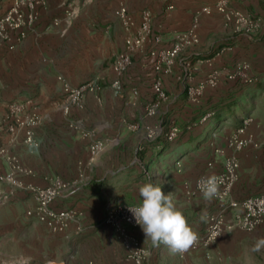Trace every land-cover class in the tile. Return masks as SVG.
I'll return each instance as SVG.
<instances>
[{
    "label": "crops",
    "instance_id": "obj_1",
    "mask_svg": "<svg viewBox=\"0 0 264 264\" xmlns=\"http://www.w3.org/2000/svg\"><path fill=\"white\" fill-rule=\"evenodd\" d=\"M75 1H72L74 5ZM96 1L92 0L93 3ZM215 1L138 0L135 4L138 10L134 9L132 0H117V4L123 3L135 18L139 17V11L144 7L150 10L153 29L165 43L162 45L168 46L178 32L191 26L196 10L203 5L212 6ZM10 2L0 1V16ZM64 2L66 0H45L44 7L39 10L37 22L40 26L35 30L45 28V31L54 34L56 28L52 26V20L57 10H64ZM228 3L238 8L257 7L264 15V0H228ZM117 4L110 6L112 10L117 8ZM100 6L105 7V2ZM196 32L198 43L184 49L181 56L192 55V59L212 57L224 41L235 42L229 49L250 55V45L243 44L239 40L241 37L225 26L221 14L213 8L210 14H200ZM107 34L103 37L107 38ZM36 36L35 33L29 34L13 48L0 42V118L7 116L11 102L29 100V108L34 110L38 119L35 127L38 144L35 148L23 143L24 130L19 131L13 141L6 127L0 132V143L9 142V151L19 158L24 167L32 170L31 174L17 173V185L0 181V261L3 264H134L111 226L105 223V218L108 210L117 204H138L142 199L139 186L148 182L159 185L165 195H170L193 231L202 234L207 215L220 210L221 206L214 198L206 201L200 192L186 195L183 183L192 182L199 176L213 175L222 169V155L214 152L216 146L210 150L212 160L207 161L205 171H201L202 159L188 160L195 146L194 141L203 138L207 126L216 121V113H220V107L228 99L221 98L218 90L229 88L232 91L231 83H221L205 90L200 103L216 93L209 104L215 114L206 125L183 130L173 141H167L162 136L147 139L146 129L149 126L158 125L167 129L177 124L185 127L202 115L187 100L182 84L172 82V77L167 75L163 80L166 100L155 116L145 113V105L154 98L151 61L143 55L147 50L136 54L133 61L136 80L122 81L118 92L112 89L111 80L97 82V88L85 93L82 107L72 108L66 114L61 105L57 106L62 94L53 68H44L40 59L31 58L28 65L26 59L25 66L18 59L20 55L37 53L36 49L30 48L33 44L37 45ZM226 51L213 56L214 68L228 66L233 55ZM207 68L202 65L199 72L203 74ZM131 87H134L135 94L129 92ZM236 97L234 94L227 101ZM257 109L256 106L254 112ZM255 120H260L258 115ZM74 121L79 122V129L72 128ZM260 122V125L250 127L259 142L264 139V126ZM82 132L88 135L83 136ZM196 136L195 140L191 138ZM91 137L102 139L105 143L93 160L89 159L88 153ZM203 144L200 142L199 148ZM236 155L239 161L238 179L230 197L239 200L251 194H264V148L248 145ZM179 163L180 167L177 166ZM8 170L7 162L0 159V175ZM55 177L71 185L52 202V206L56 209L72 208L79 213L62 232L50 231L25 213L34 206L31 187L46 186ZM240 183L244 184L242 192L237 187ZM131 232L148 250L143 264H264V222L250 232L235 228L221 234L208 247L184 255L171 254L163 244L154 246L145 238L140 226L131 229ZM255 247L258 250L255 251Z\"/></svg>",
    "mask_w": 264,
    "mask_h": 264
},
{
    "label": "rangeland",
    "instance_id": "obj_2",
    "mask_svg": "<svg viewBox=\"0 0 264 264\" xmlns=\"http://www.w3.org/2000/svg\"><path fill=\"white\" fill-rule=\"evenodd\" d=\"M10 1L12 2V0ZM72 1L73 0H66V2H64V10L60 9L56 11L54 15L55 18L52 20V26L56 28L54 34H50L51 32L45 31V28L41 29L40 31L35 30L37 26H40V22L37 21L39 18V10L43 8V6L37 9V19L34 24H32L27 29V35L25 36V38L16 43H21L29 34L35 33L38 35L36 36V38L38 39L37 45L33 44L32 46H30V48L36 49L37 53L32 52L31 55H20L18 59L20 60L21 65L24 66L26 63V59L27 65L31 58H35L36 60L40 59L44 68H53V70L55 71V80L59 83L60 91L62 94V97L60 96L61 101H58L59 104H57V106L61 105L60 108L64 113H69L72 108H81L83 105V99H80L81 102L79 100L73 103L69 102L66 94L62 89V83L58 79V77L65 80L74 87L86 84L87 89L85 90V93L88 91H93L95 88H97V82L103 83L107 80H111L110 85L112 87L113 82L118 79L122 87V81L126 82L136 80L134 78L136 77L135 70L132 66L133 61H135L136 54H140L142 51L147 50L143 53V55L145 57L147 56L151 61L154 82L157 74L159 73L154 69L156 59L158 58L157 53L170 48L173 45L174 38L170 45H162L165 43L162 42L160 36L156 33L155 29H153L152 15L150 18L149 31L142 33V35L144 36L137 46L128 49L126 43L127 39H131L132 37L139 35V27L142 25L140 23V16L138 18H135L130 14L136 23L131 30H126L115 15V10L120 6L126 7L123 3H118V5L117 0H97L94 3L92 2V0H77L75 1L76 4L74 5ZM104 2L105 7L100 6ZM132 2L134 4V9L138 10L135 7V4H137L138 0H132ZM112 4H117V8H114L112 10V7H110ZM227 6L234 11L243 13V15L248 16L252 21L251 25L244 27V29H238L237 25L234 22H224L225 26L229 27L233 31L234 35H239L241 37L239 40L243 44L250 45L251 48L250 50H248L250 53L249 56H246L248 55L247 52H244V54H242L241 52H239V50L229 49L234 46L233 43L235 42L224 41V43L219 46L217 52L222 53L229 49V51L226 52H229V55L233 56H231V60L228 63V66H225L222 69H217L212 66V58L219 56L221 53L219 55H216L215 53V55H213L214 57L208 56L198 59L190 58L192 55L190 56L189 54V57H184L183 55L181 56V52H183L184 49L196 45L193 44L181 48L178 54L171 61L170 66L164 67V69L160 72L163 80L166 75L171 76V81H175L179 84L181 83L184 92H186L187 86L194 85L195 83L203 81L211 73L210 70H216L219 74V82L217 83V86H219L221 83L223 85L225 83H231L232 87V91H229V88H220L218 90V95H220L221 98L227 97L228 99L234 94L237 96L235 99L230 101H227L228 99L224 100L225 103L222 104L219 109V117L211 126H207L208 130L201 140L196 142L195 139L198 136H196L195 138L191 137L195 140V146L194 148H192V153L189 156L190 159L188 160V162L191 160L196 161L198 159H202V172L206 170L207 161L212 160L210 150L213 146H216L214 148V152L222 155L223 163L225 156H229L231 154L236 155L239 152L238 151L235 153L227 145V139L232 136V134H234L236 129L240 128L241 126H246L245 131L252 133L250 130L251 125H260L259 121H261V125L264 126V15H261L260 10L257 7L254 8L253 6H250L251 8H238L229 5V3ZM142 10L148 9L144 7L139 11V15ZM262 10L264 9L262 8ZM148 11L151 13L150 10ZM106 32L110 34H107ZM103 34H107V38H104ZM174 37H176V35ZM0 42L6 43L10 48H13L16 45H10L5 41ZM227 42L231 43L227 44ZM243 48L245 49L246 47ZM151 51L155 52L156 54L152 55ZM124 53L128 55L127 62L126 64H124L123 69L116 71V69L114 68V61L117 57ZM186 58L191 59L194 63H197V65H195L197 69L193 70L191 73L184 63ZM18 59L16 58V61H19ZM206 60H209L210 64H208V62L205 63ZM202 65L208 67L206 71L203 72V74L199 72ZM242 65H246L247 68L242 70ZM180 71L181 74H179ZM186 73H190V75L186 76ZM120 88L116 89L112 87L115 92L120 91ZM133 88L134 87H131L129 92L135 94L136 91L135 89L133 90ZM214 94L212 93L211 95H209L208 99H206V102L201 101L202 103H200V100L202 98L201 96L199 103H192L194 109L196 108V110L202 112V114L206 113L208 110H211L209 104L211 102L210 100H212L211 97ZM254 96H258V98L255 99ZM12 105H22L24 114H30L33 116L35 115L34 110L31 111L29 108V100L23 102H11L8 105L7 112L12 111ZM256 106L258 109L254 112V110H256ZM65 108L67 109V112L65 111ZM256 115L259 116V121L255 120ZM10 122L13 123V121ZM71 124H79V122L74 121ZM202 125H206V123L201 124V126ZM19 131H23V129L20 128L17 130L15 139L17 138V134ZM200 142H204V144L199 148ZM257 142L260 143V145L254 147L261 146L262 148H264V139L261 142ZM7 143L3 144L8 146ZM186 145L188 144L186 143ZM217 150H219V152H217ZM227 150H229L230 153H228L229 151ZM177 166L180 167L181 164L179 163ZM237 179L238 172L236 181ZM237 187L240 192L244 191V184L240 183ZM257 240L258 239H256L255 241ZM254 249L255 251L258 250V248L256 247Z\"/></svg>",
    "mask_w": 264,
    "mask_h": 264
},
{
    "label": "built area",
    "instance_id": "obj_3",
    "mask_svg": "<svg viewBox=\"0 0 264 264\" xmlns=\"http://www.w3.org/2000/svg\"><path fill=\"white\" fill-rule=\"evenodd\" d=\"M227 1L228 0H216L212 6H201L195 11L191 26L186 31L178 32L176 34V37H174L173 40V45L170 48L157 53L158 58L156 59L154 69L159 73L152 85L155 96L153 100L145 106V112L148 116L155 115L159 110L161 103L167 98V92L164 88L160 72L164 67L170 66L171 61L181 48L198 43L196 26L200 14H210L213 8L222 15L225 23L234 22L238 29H244V27L251 25V19L239 11H234L229 8L227 6ZM44 4L45 0H12L7 10L0 16V41L15 45L25 38L27 35V29L34 24L37 19V9L43 7ZM168 8H172V6H168ZM115 15L126 30H131L134 27L136 22L129 14L126 7L120 6L115 10ZM139 16L141 18L140 23L142 24L139 27V35L127 39L126 43L128 49L137 46L144 36L142 33L149 31L151 13L148 10H142ZM220 53L221 52H216V55H219ZM151 54L155 55L156 53L151 51ZM127 56L128 55L124 53L115 59L114 68L116 71L123 69L124 64H126L128 59ZM206 62L210 64L209 60H206L205 63ZM184 63L190 73L197 69L195 66L197 63H194L191 59L186 58ZM245 68H247V66L242 65V70ZM210 71L211 73L203 81L187 86V100L190 103H199L202 94L207 88L217 86V83L219 82L218 71ZM190 73H186V76L190 75ZM58 79L62 83V89L69 102L73 103L77 100L80 101V99H83L85 90L87 89L86 84L74 87L60 77H58ZM112 87L116 89L121 87L118 79L113 82ZM12 108V111L8 112L6 117L0 118V132L5 130L6 127L11 136V141H13L17 130L21 128L24 130L23 143L29 148H35L38 144L35 136V126L38 124V119L33 115L24 114L22 105H12ZM65 111L67 112L66 108ZM214 113V110H208L206 113L185 125V127H180L177 124H172L167 129L158 125L149 126L146 129V138L154 139L158 136H162L167 141H173L183 130L188 131L198 125L207 123ZM10 121H13V123ZM71 126L74 129H79V124H71ZM245 127L246 126H241L236 129L234 134L227 139L228 147L235 153L248 145H260V143L255 140L253 133L245 131ZM81 134L83 136L88 135V133L85 132H82ZM104 145L105 143L102 139L91 137L88 144L89 159L93 160L102 151ZM217 152H219V150H217ZM0 159H4L9 166V170L0 175V181L17 185V173H32V170L24 167L19 158L11 153L8 146L3 143H0ZM222 165V171L213 174L220 180V194L214 199L219 202L221 208L220 210L207 215L205 230L202 234L198 235V243L189 251L206 248L221 234L230 232L235 228L250 232L264 222V194H251L239 200L230 197V192L236 181L239 168L236 155L231 154L225 156ZM202 177L207 176H199L192 182L185 181L183 183V190L186 195L191 196L194 193L200 192L197 187V182ZM70 185L71 183L55 177L51 179L46 186L31 187L34 206L26 210V215L34 217L52 232H62L65 230L68 224L77 218L79 213L72 208L56 209L52 206V202L62 195L64 190L68 189ZM131 206L134 205L120 203L113 206L107 212L105 223L111 226L115 237L121 242L125 249H127L128 256L133 260L134 264H143L148 255V250L141 243L140 239L131 232V229L139 227L133 214L129 211V207ZM0 264L3 263L0 261Z\"/></svg>",
    "mask_w": 264,
    "mask_h": 264
},
{
    "label": "clouds",
    "instance_id": "obj_4",
    "mask_svg": "<svg viewBox=\"0 0 264 264\" xmlns=\"http://www.w3.org/2000/svg\"><path fill=\"white\" fill-rule=\"evenodd\" d=\"M202 196L211 201L220 194V180L215 175L202 177L197 182ZM141 201L129 207L145 238L154 246L168 247L171 254L183 255L199 241L198 234L189 226L183 212L152 182L139 186Z\"/></svg>",
    "mask_w": 264,
    "mask_h": 264
},
{
    "label": "trees",
    "instance_id": "obj_5",
    "mask_svg": "<svg viewBox=\"0 0 264 264\" xmlns=\"http://www.w3.org/2000/svg\"><path fill=\"white\" fill-rule=\"evenodd\" d=\"M214 114H215V113H214ZM218 117H219V113H218V114L216 113V120H217Z\"/></svg>",
    "mask_w": 264,
    "mask_h": 264
}]
</instances>
